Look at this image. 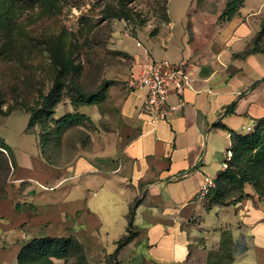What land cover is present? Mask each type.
Segmentation results:
<instances>
[{"label": "crops", "instance_id": "crops-1", "mask_svg": "<svg viewBox=\"0 0 264 264\" xmlns=\"http://www.w3.org/2000/svg\"><path fill=\"white\" fill-rule=\"evenodd\" d=\"M245 6L215 30L201 31L195 41L184 38L183 29L177 34L170 21L142 45L139 55L149 52L191 70L182 95L186 104L177 112L154 124L145 91L128 88L111 111L99 104L79 107L97 127L73 150L66 139L60 150L52 149L54 159L62 158L59 163L46 159L40 138L49 165L13 152L20 209L10 195L0 199V217L9 213L16 221L10 226L26 232L13 243L16 254L35 237L73 235L87 252L111 255L128 234L130 209L138 202L135 237L118 252L119 264H206L226 231L235 264H264V200L253 196L209 206L208 198L198 197L205 179L227 168L233 137L264 120V50L253 48L251 21L259 12H244ZM179 100L176 94L169 97L171 104ZM33 181L49 184L50 197L36 201ZM245 190L255 195L252 186ZM23 199L32 209L24 210ZM233 207V217L217 212Z\"/></svg>", "mask_w": 264, "mask_h": 264}, {"label": "rangeland", "instance_id": "rangeland-1", "mask_svg": "<svg viewBox=\"0 0 264 264\" xmlns=\"http://www.w3.org/2000/svg\"><path fill=\"white\" fill-rule=\"evenodd\" d=\"M227 3L228 0H131L128 6L132 11L129 19H125L116 15L120 14L119 0H9L13 13L5 17L0 12V142L4 141L9 148L8 152L0 150V198L14 197L19 211L18 197L22 190L17 191L13 182L11 153L19 151L44 160L38 134L48 127L56 129L55 118L75 112L76 104L80 107L81 102L77 101L80 96L82 100L93 98L89 105L99 104L104 111H111L112 104L128 90L127 78L142 55L138 54L142 45L148 46L149 39L162 28H169L170 21L177 34L183 29V37L195 41L201 31L215 30L226 21L222 14ZM245 4L244 12L258 9V15L251 17V21L258 39L256 48L264 49V0H245ZM59 74L63 75L64 84L61 102L55 114L49 116L52 121L45 126L35 124L33 131H28L31 112L41 110L37 121L47 117L40 107ZM85 125L93 128L87 120ZM60 135L64 136L61 131L59 138ZM83 137L70 131L65 139L73 150L76 141ZM61 159L58 157L55 162ZM261 182L264 190V175ZM32 185L37 191L36 201L50 197L51 193L45 189L49 184L33 181ZM239 193L238 188L232 189L226 200H233ZM22 201L24 210L32 209V205L24 203L25 199ZM42 210L39 208L38 212ZM235 210L233 207L228 212L219 209L217 212L227 217L235 214ZM4 216L0 217V222L6 225L0 226V248L6 251L0 252V264H17L13 243L26 237V232L10 226L16 221L10 219L9 213ZM231 242L230 232L225 233L223 248L212 251L206 264H235ZM84 248V262L79 259L81 254L50 259L55 264H112L110 255L90 253Z\"/></svg>", "mask_w": 264, "mask_h": 264}, {"label": "trees", "instance_id": "trees-1", "mask_svg": "<svg viewBox=\"0 0 264 264\" xmlns=\"http://www.w3.org/2000/svg\"><path fill=\"white\" fill-rule=\"evenodd\" d=\"M129 2H131V0H119L120 14H116L118 17L129 19L130 12L132 11V9L128 6ZM244 4L245 0H228L222 17L226 19V21L231 20L236 14L239 13ZM0 12H2L5 17L10 16L13 13V9L10 7L9 0H0ZM257 41V37H254V50L263 51L264 49L256 48L258 43ZM135 67L136 64L133 69ZM63 84V75L59 74L54 88L52 89L50 94L44 98L40 107L43 113L47 114V117H45V119L42 118V122L37 121V115L41 113V110L31 112L27 128L28 131H33V127L35 124L44 123L42 125L45 126L48 121H52V118H49V116L55 114L56 106L61 102ZM77 101H79L78 103L81 102V107L84 105H89V102L93 101V98L91 100H82V96H80ZM75 108L77 109L75 110V112L72 111L64 114L60 118H55L54 121L56 123V129L48 127L46 129H43L38 134L40 143L44 150V154L49 162L55 161L52 156L51 150H60L66 135L70 131H76L81 135H85V137L79 140H87L89 137L87 135L88 131L91 132L93 131V129H95L92 120L78 111L79 107H77V104ZM85 120H87L90 126H92L93 128L86 127ZM60 131L62 134H64V136L60 135L59 138L58 133H60ZM1 149L5 152H8L9 150L8 145L4 141L0 142V150ZM230 151L231 156L227 161V168L216 177L217 186L216 188H213L207 196L209 206L230 205L234 202H240L246 198L253 197L252 194L246 192V184L252 186L258 199L261 200V197H264V190L262 189L261 182V178L264 175V120L258 122L254 126V128L247 134L235 135L233 137V144ZM9 156L10 165L14 169H16V160L14 154L11 153V155ZM257 171H259V174L257 173ZM237 188L238 190H240L239 195L231 201L226 200L227 194L230 193L232 189ZM8 197L0 199H6ZM137 204L138 202H136L130 209V213L128 216V234L123 236L117 242V249L110 255V258H112L113 260L111 262L112 264H119L116 260L118 252L135 237L133 218L134 210ZM225 233L228 234L229 232H224V235ZM226 242L229 243L230 240ZM223 243L224 236L222 238V244L220 248H223ZM230 244V250L232 251V242ZM84 251V244L73 235L35 237L22 245L17 255V264H55L51 261V257L61 259L69 258L70 256H74L77 254H81V256H79V259L84 262Z\"/></svg>", "mask_w": 264, "mask_h": 264}, {"label": "built area", "instance_id": "built-area-1", "mask_svg": "<svg viewBox=\"0 0 264 264\" xmlns=\"http://www.w3.org/2000/svg\"><path fill=\"white\" fill-rule=\"evenodd\" d=\"M192 72L186 66L173 65L167 59H155L149 52L136 63L127 78L130 90L145 91V108L153 113L152 123L167 118L183 107L186 102L182 95L190 86ZM171 94L179 96V103H169ZM216 186V178L207 177L198 190V197L206 199Z\"/></svg>", "mask_w": 264, "mask_h": 264}]
</instances>
